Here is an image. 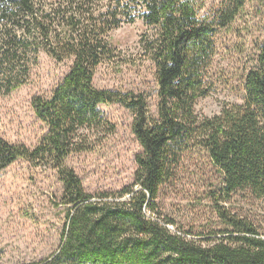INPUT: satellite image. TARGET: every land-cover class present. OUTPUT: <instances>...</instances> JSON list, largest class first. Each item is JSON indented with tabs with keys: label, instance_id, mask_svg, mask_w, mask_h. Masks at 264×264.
Here are the masks:
<instances>
[{
	"label": "trees",
	"instance_id": "16d2710c",
	"mask_svg": "<svg viewBox=\"0 0 264 264\" xmlns=\"http://www.w3.org/2000/svg\"><path fill=\"white\" fill-rule=\"evenodd\" d=\"M38 1L0 0V95L40 53L70 64L48 99L30 103L47 130L39 143L28 149L0 137V173L24 160L32 167L48 166L62 186L61 245L32 264H264V234L250 217L218 204H229L233 195L264 201V37L241 81L240 105H225L210 118L193 110L210 91L216 32L228 29L248 0H219L208 20L197 18L187 0ZM136 21L149 30L139 48L154 69L153 118L141 94L93 85L96 69L115 57L109 34ZM106 105L133 115V138L141 152L134 158L131 185L91 195L64 162L86 151L82 133L102 128L99 107ZM195 150L219 174L208 198L216 226L172 232L168 227L175 224L159 214L157 200L182 157Z\"/></svg>",
	"mask_w": 264,
	"mask_h": 264
},
{
	"label": "rangeland",
	"instance_id": "374dc122",
	"mask_svg": "<svg viewBox=\"0 0 264 264\" xmlns=\"http://www.w3.org/2000/svg\"><path fill=\"white\" fill-rule=\"evenodd\" d=\"M197 18L211 19L219 0H187ZM50 0H39L44 5ZM264 0H248L228 29L217 31L216 55L207 84L210 91L195 106L200 118L215 117L225 105L242 102L243 77L254 64L256 47L264 37ZM149 32L139 21L121 25L109 34L114 50L112 61L100 65L93 75L99 90L141 94L148 116H156L154 69L145 61L139 46ZM69 62L56 63L40 53L25 75L18 73L5 84L0 95V137L14 145L33 149L46 134L35 117L33 98L50 96L69 69ZM9 88V91H6ZM104 125L84 131L86 151L71 154L64 166L81 182L83 191L95 195L115 193L133 182L134 158L141 152L133 138V115L119 105L99 107ZM200 151L182 157L172 182L160 192L158 211L174 222L170 231L205 230L216 226L209 192L219 184V174ZM48 166L32 167L18 160L0 173V264H32L57 252L66 223L60 204L62 186ZM225 211L251 218L264 234V201L233 195Z\"/></svg>",
	"mask_w": 264,
	"mask_h": 264
}]
</instances>
